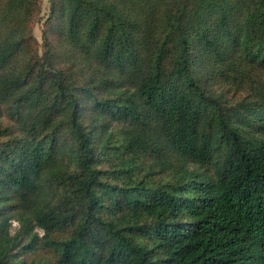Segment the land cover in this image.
<instances>
[{
    "label": "trees",
    "instance_id": "16d2710c",
    "mask_svg": "<svg viewBox=\"0 0 264 264\" xmlns=\"http://www.w3.org/2000/svg\"><path fill=\"white\" fill-rule=\"evenodd\" d=\"M50 1L39 53L0 0V264H264V0Z\"/></svg>",
    "mask_w": 264,
    "mask_h": 264
},
{
    "label": "rangeland",
    "instance_id": "374dc122",
    "mask_svg": "<svg viewBox=\"0 0 264 264\" xmlns=\"http://www.w3.org/2000/svg\"><path fill=\"white\" fill-rule=\"evenodd\" d=\"M40 13L37 17V20L35 21V23L32 26V34L37 42V47L39 48V53H41V49H42V31L45 29V24H46V20L47 17L49 15L50 12V0H40ZM215 90L217 92L223 93L225 97H227L229 100L234 101V100H238L240 99L244 93L241 91H238L234 88H230V87H218L215 88ZM19 225L16 222H12L11 223V227H10V234L13 235L17 230H18ZM39 234L41 233V231L36 230Z\"/></svg>",
    "mask_w": 264,
    "mask_h": 264
}]
</instances>
